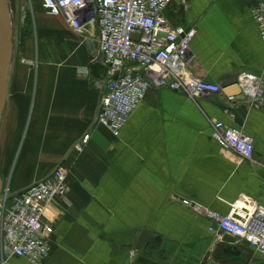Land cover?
I'll use <instances>...</instances> for the list:
<instances>
[{
	"label": "crops",
	"instance_id": "crops-1",
	"mask_svg": "<svg viewBox=\"0 0 264 264\" xmlns=\"http://www.w3.org/2000/svg\"><path fill=\"white\" fill-rule=\"evenodd\" d=\"M261 1L174 0L164 11L170 25L196 29L190 73L221 90L191 100L152 86L115 137L93 125L107 79L96 29L74 32L41 0H8L18 22L0 122L2 191H20L57 167L69 184L43 215L53 227L43 264H264L238 240L237 256L214 260L225 234L204 215L227 214L241 194L264 206V109L250 107L235 84L240 73L264 82V43L251 16ZM214 121L251 137L252 159L213 140ZM143 231L172 243L171 253L136 250ZM0 264L33 263L3 255L0 245Z\"/></svg>",
	"mask_w": 264,
	"mask_h": 264
},
{
	"label": "built area",
	"instance_id": "built-area-1",
	"mask_svg": "<svg viewBox=\"0 0 264 264\" xmlns=\"http://www.w3.org/2000/svg\"><path fill=\"white\" fill-rule=\"evenodd\" d=\"M174 0H41L50 16L61 17L77 33L84 25L97 31L98 50L107 79L100 95L93 125L117 137L129 115L147 91L159 89L190 99L217 94L219 85L194 77L189 69L190 44L195 27L172 26L164 11ZM185 2V0H177ZM264 43V0L251 10ZM236 86L250 107L264 109V82L256 75L240 73ZM230 103L233 97H228ZM211 138L226 150L250 160L253 139L220 121L211 124ZM85 133L73 146L76 153L88 143ZM69 192L67 175L60 167L46 178L20 191L0 194V245L3 255L43 264L49 255L53 227L43 221L47 205ZM190 205L187 201H182ZM214 230L234 237L264 256V206L241 194L229 204L227 214L207 210Z\"/></svg>",
	"mask_w": 264,
	"mask_h": 264
},
{
	"label": "water",
	"instance_id": "water-1",
	"mask_svg": "<svg viewBox=\"0 0 264 264\" xmlns=\"http://www.w3.org/2000/svg\"><path fill=\"white\" fill-rule=\"evenodd\" d=\"M13 53V41L11 21L8 14V6L6 0L3 2L1 19H0V122L3 109L7 99V80ZM236 84V81H235ZM2 192V181L0 179V194ZM223 249L214 255V260L230 261L232 256H237L239 252L235 245L236 239L225 234L222 240ZM173 244L157 234H149L143 231L136 243L135 249L142 250L148 255H157L164 257L170 254Z\"/></svg>",
	"mask_w": 264,
	"mask_h": 264
},
{
	"label": "rangeland",
	"instance_id": "rangeland-1",
	"mask_svg": "<svg viewBox=\"0 0 264 264\" xmlns=\"http://www.w3.org/2000/svg\"><path fill=\"white\" fill-rule=\"evenodd\" d=\"M6 2H7V6H8V0H6ZM8 14H9L10 21H11V30L14 32V30L16 29V24L15 23L18 22V15L15 14L14 12H11V9L9 7H8Z\"/></svg>",
	"mask_w": 264,
	"mask_h": 264
},
{
	"label": "bare ground",
	"instance_id": "bare-ground-1",
	"mask_svg": "<svg viewBox=\"0 0 264 264\" xmlns=\"http://www.w3.org/2000/svg\"><path fill=\"white\" fill-rule=\"evenodd\" d=\"M4 0H0V19Z\"/></svg>",
	"mask_w": 264,
	"mask_h": 264
}]
</instances>
